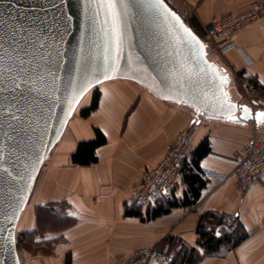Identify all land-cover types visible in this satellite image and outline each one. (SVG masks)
Returning <instances> with one entry per match:
<instances>
[{"label": "crops", "instance_id": "1", "mask_svg": "<svg viewBox=\"0 0 264 264\" xmlns=\"http://www.w3.org/2000/svg\"><path fill=\"white\" fill-rule=\"evenodd\" d=\"M165 1L203 41L200 34L213 18L239 14L254 0ZM229 43L233 48L223 54L226 60L215 55V62L230 75L235 100L245 103L235 80L242 75L255 85L264 109V16L230 33L219 46ZM94 90L97 107L83 118L79 109L90 105ZM85 96L44 161L18 221L19 231L36 232L29 249H19L20 264H114L142 248L171 256L191 250L193 264H264V174L245 190L232 178L220 182L202 175L205 185L193 205L146 221L125 214L137 210L133 192L140 171L159 162L178 131L189 130L191 150L208 139L210 153L199 162L201 172L228 174L257 128L253 123H196L186 107L161 101L128 80L102 82ZM95 129L106 140L95 150L96 162L72 164L77 143L93 139ZM185 190L182 181L169 197L179 200ZM202 217L226 226L221 234L226 241L214 254H205L197 242Z\"/></svg>", "mask_w": 264, "mask_h": 264}, {"label": "water", "instance_id": "2", "mask_svg": "<svg viewBox=\"0 0 264 264\" xmlns=\"http://www.w3.org/2000/svg\"><path fill=\"white\" fill-rule=\"evenodd\" d=\"M103 3L0 0V264H20L15 232L38 173L98 84L132 81L196 123L264 126V109L233 98L230 75L165 0H115L119 41Z\"/></svg>", "mask_w": 264, "mask_h": 264}, {"label": "built area", "instance_id": "3", "mask_svg": "<svg viewBox=\"0 0 264 264\" xmlns=\"http://www.w3.org/2000/svg\"><path fill=\"white\" fill-rule=\"evenodd\" d=\"M264 16V0H254L241 13L222 18H213L206 29L205 41L215 44L220 54L233 48V44L219 46L220 42L230 33L256 21ZM246 101H255L257 108L263 103L256 99V87L242 75L235 77ZM255 126V125H254ZM253 129L244 145L241 154L228 174H219L202 170L201 174L207 178L224 181L232 178L239 190H245L258 182L264 174V136L255 134ZM191 151V138L188 129H181L171 143L166 146L165 153L159 162L151 168H145L139 173V180L133 192L134 205L142 210L154 206L158 201L168 198L182 183V166L188 160ZM211 235L218 232L213 224V218L207 217L202 221ZM171 255L155 248L139 249L135 255L114 264H169Z\"/></svg>", "mask_w": 264, "mask_h": 264}, {"label": "trees", "instance_id": "4", "mask_svg": "<svg viewBox=\"0 0 264 264\" xmlns=\"http://www.w3.org/2000/svg\"><path fill=\"white\" fill-rule=\"evenodd\" d=\"M99 92L94 90L92 92L91 103L88 107L79 109V115L85 118L91 111L97 107ZM235 99V98H234ZM105 137L101 132L95 129V137L91 140H84L77 143L75 150L70 155V161L74 165L87 166L96 162L95 150L105 143ZM210 153L209 141L205 137L196 147L190 151L188 160H185L182 166V181L186 184V190L183 192L181 199L164 198L158 201L154 206L137 210L127 209L125 214L127 216H135L141 221L151 220L166 214L170 209L178 206H190L196 203L199 198L200 190L205 185V180L201 174L199 162ZM203 217L200 218L196 227L198 235L197 242L204 249L205 254H214L218 251L220 246L226 241L225 235L215 236L211 235L207 228L203 226ZM36 232L18 231L15 237L17 250L29 249V243L34 240ZM193 251L180 249L176 255L171 256L169 264H193Z\"/></svg>", "mask_w": 264, "mask_h": 264}, {"label": "rangeland", "instance_id": "5", "mask_svg": "<svg viewBox=\"0 0 264 264\" xmlns=\"http://www.w3.org/2000/svg\"><path fill=\"white\" fill-rule=\"evenodd\" d=\"M201 36H202V38H203V41L202 42H204V44H205V46H206V52H207V57H208V59L210 60V61H212V62H214V63H216L217 65H218V63L217 62H215L217 59H215V57H219L222 61H224V60H226L225 59V57H224V55H222V54H220L219 53V51H218V48L216 47V45L215 44H212V43H209V42H207V41H205V35H206V30L203 32V33H201L200 34ZM215 55H217V56H215ZM220 66V65H219ZM237 86V85H236ZM229 89H230V92L232 93V88L231 87H229ZM237 89H238V91H239V93L241 94V96H242V99L244 100V102L245 103H248V101H246V99H245V96H243V94H242V91H241V89H240V87L239 86H237ZM234 94L232 93V96H233ZM85 96V95H84ZM86 97V96H85ZM255 97H256V95H255ZM233 98H234V96H233ZM256 99H258V98H256ZM82 101V100H81ZM81 103V102H80ZM79 103V105H78V109L79 108H81L83 105H84V103L82 102L81 104ZM187 110H188V113H191V115L193 114L192 113V111L191 110H189L188 108H187ZM253 131V130H252ZM179 132V131H178ZM252 133V132H251ZM255 134L256 135H259V136H264V129L262 128V127H260V128H256L255 129ZM51 152H53V149L51 150ZM50 152V153H51ZM19 230H18V224H17V227H16V232H15V237H16V234H17V232H18ZM16 248H17V245H16ZM18 251H19V249L17 250V253H18Z\"/></svg>", "mask_w": 264, "mask_h": 264}, {"label": "snow or ice", "instance_id": "6", "mask_svg": "<svg viewBox=\"0 0 264 264\" xmlns=\"http://www.w3.org/2000/svg\"><path fill=\"white\" fill-rule=\"evenodd\" d=\"M121 3H123V0H121ZM161 3V0H156V4L151 5L152 7H155L156 5H159ZM101 7L104 8L106 7L108 9V12L111 16L112 19V31H113V36L114 39L119 41V27L117 24V18H116V12H115V8H116V3L115 0H104V3L101 4ZM184 31L188 34V36H190L193 40H196V37L192 35L191 32H189L187 29H184ZM197 43H199V41H197ZM203 45L200 44V48L203 49ZM245 113H247V109H245ZM256 120L258 123H264V113H258L256 116Z\"/></svg>", "mask_w": 264, "mask_h": 264}, {"label": "bare ground", "instance_id": "7", "mask_svg": "<svg viewBox=\"0 0 264 264\" xmlns=\"http://www.w3.org/2000/svg\"><path fill=\"white\" fill-rule=\"evenodd\" d=\"M87 93H88V92H87ZM84 97H85V96H84ZM84 97H83V98H84ZM83 98H82V99H83ZM82 99H81V100H82ZM80 102H81V101H80ZM78 105H79V104H78ZM77 107H78V106H77ZM76 109H77V108H76Z\"/></svg>", "mask_w": 264, "mask_h": 264}]
</instances>
